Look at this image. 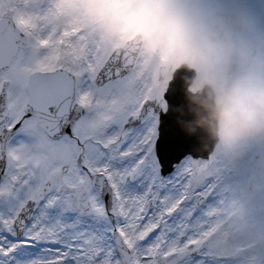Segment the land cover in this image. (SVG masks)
I'll return each mask as SVG.
<instances>
[{"label":"snow or ice","instance_id":"obj_1","mask_svg":"<svg viewBox=\"0 0 264 264\" xmlns=\"http://www.w3.org/2000/svg\"><path fill=\"white\" fill-rule=\"evenodd\" d=\"M109 27L85 0H0V264H226L210 158L171 111L188 73Z\"/></svg>","mask_w":264,"mask_h":264},{"label":"clouds","instance_id":"obj_2","mask_svg":"<svg viewBox=\"0 0 264 264\" xmlns=\"http://www.w3.org/2000/svg\"><path fill=\"white\" fill-rule=\"evenodd\" d=\"M184 0H129L119 8L95 9L130 29L140 44L166 52L177 67L195 73L188 96L195 128L206 130L213 149H243L264 138V33L247 18L237 27L246 38L214 32L183 7Z\"/></svg>","mask_w":264,"mask_h":264},{"label":"rangeland","instance_id":"obj_3","mask_svg":"<svg viewBox=\"0 0 264 264\" xmlns=\"http://www.w3.org/2000/svg\"><path fill=\"white\" fill-rule=\"evenodd\" d=\"M124 0H115L117 5H120ZM85 3L90 4L93 6V11L95 9H98L99 4H101V10H107L109 8H117V6L114 7V4H112L111 0H85ZM110 5V7H109ZM97 18V17H96ZM99 19V18H98ZM104 22V20H101ZM106 26H111L112 22L110 21L109 24L104 22ZM108 24V25H107ZM114 25H118V23H114ZM248 36V34L245 35V38ZM152 49L155 48L157 51L158 50L154 45H152ZM149 59L152 58V52L149 51ZM145 58V57H144ZM170 57L168 55V60L169 61ZM256 148V147H255ZM223 151H225L228 155L229 158L227 161H224L223 164H230L231 169L229 166L226 167L227 171H230L229 177L234 180L237 176L240 175L239 181L240 185H235L233 186L232 190V183L228 185L226 182V187L227 190H229V194H226L225 190L221 191L224 189V185L218 186V192H217V199L213 202L215 207H220L222 204L225 202H231L236 201V202H244L247 201L248 198H245L246 195L243 194L241 191L242 185L248 186L249 177H253L256 179V172L263 168L261 173L259 174V178L256 179L257 186L262 187L264 189V145H258L257 149H254L252 146H246L243 148L248 151L250 154V157L247 156L246 159L239 158L241 157V154L239 149L229 151L227 149H224L221 147ZM260 154V159L255 162L253 169L251 172L248 171V167L250 165V160L255 159L256 155ZM239 165H241V168L244 167L246 172L242 171L239 173ZM211 169H208L209 173L211 174L212 172L210 171ZM237 170V171H236ZM243 170V168H242ZM254 181V180H253ZM255 183V181H254ZM221 191V192H220ZM260 204L264 206V191L262 192V195L260 194ZM254 217L252 219L248 220V223L245 224V226L242 227L241 232L238 234L237 237H234L233 231L232 233H229V231L224 234V231H221L220 224L216 221L211 222V226L213 231L212 232H217V239H211V236L209 237L210 240H215L212 244L211 247L214 248L217 253L220 256H224L223 252H229L231 253L232 251L236 252L237 250L243 248L246 249V254L245 257L241 260H237V262L233 264H263L264 262V207L260 210H254ZM257 216V217H256ZM225 228V227H224ZM229 235H232V239H229ZM228 254V253H227ZM226 264H231L229 263V259L226 260Z\"/></svg>","mask_w":264,"mask_h":264},{"label":"flooded vegetation","instance_id":"obj_4","mask_svg":"<svg viewBox=\"0 0 264 264\" xmlns=\"http://www.w3.org/2000/svg\"><path fill=\"white\" fill-rule=\"evenodd\" d=\"M111 1L112 4H114V7L117 6V8L121 7L122 4L129 2V0H124L120 5H117L115 0H111ZM183 7L187 9L195 18L207 24L212 31L216 29L219 17H222L224 19V26L227 28L229 27V25L237 27V20L243 17L252 21L254 28L257 31L264 33V18L261 17V15L250 5V3L247 2V0H184ZM98 9H102L101 4H99ZM99 19L104 20V22H106L107 20L108 24L110 21L112 22L111 27H109V31L120 42L122 46L126 45L130 40L137 38L138 34L137 35L130 34L131 31L130 29L121 28L118 25H114L115 21L113 19L111 18H107V19L99 18ZM246 34H248L246 31L240 29L239 37L244 38ZM152 47H153L152 45H147V44L141 45L140 47L141 51L139 56L149 59L150 53L148 52V48L149 51L152 52L151 51ZM167 65L169 69H175L177 67L172 62L171 58L169 59V61H167ZM171 78H172V71L170 70V72L165 75L163 81H170ZM191 89L195 92L196 85L193 84L191 86ZM233 231H234L233 232L234 237H237L239 231L238 230L236 231L235 228L233 229ZM229 239H232V235H229ZM213 242L214 240H212L211 242L209 241L210 247ZM225 253L227 258L229 259V263L233 264L237 262L238 258L236 257L237 256L236 252L234 253L232 251L231 253H229L226 251L223 252L224 256Z\"/></svg>","mask_w":264,"mask_h":264},{"label":"water","instance_id":"obj_5","mask_svg":"<svg viewBox=\"0 0 264 264\" xmlns=\"http://www.w3.org/2000/svg\"><path fill=\"white\" fill-rule=\"evenodd\" d=\"M131 52H134L136 55V51L132 50L129 45L126 46ZM183 69L188 75L183 76L182 83L180 85L181 97L178 105L174 106L171 111L175 117V121L177 125L180 127L182 132H184L187 136L192 137L195 141L194 151L200 149L210 150L213 145V141L209 137L206 130L201 128L194 127V121L196 119L194 113L190 110L193 106L188 102V96L191 93L189 91V85L195 78V73L188 70L184 67H179Z\"/></svg>","mask_w":264,"mask_h":264}]
</instances>
